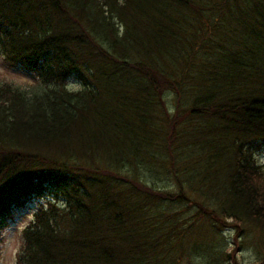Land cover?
Listing matches in <instances>:
<instances>
[{"label": "trees", "instance_id": "trees-1", "mask_svg": "<svg viewBox=\"0 0 264 264\" xmlns=\"http://www.w3.org/2000/svg\"><path fill=\"white\" fill-rule=\"evenodd\" d=\"M0 64L36 81L0 86L15 264H231L178 205L264 229V0H0Z\"/></svg>", "mask_w": 264, "mask_h": 264}, {"label": "rangeland", "instance_id": "rangeland-1", "mask_svg": "<svg viewBox=\"0 0 264 264\" xmlns=\"http://www.w3.org/2000/svg\"><path fill=\"white\" fill-rule=\"evenodd\" d=\"M36 84L34 74L29 75L22 70H10L0 64V86H2V92L4 95H8L9 88L28 90L30 86ZM79 84L75 80H71L69 88L78 89ZM5 87V88H3ZM7 88V89H6ZM4 89V90H3ZM165 105L170 108L174 107V95L170 92L163 97ZM259 165L264 167V153L259 152L257 155ZM165 182V181H163ZM187 205H178L173 208L175 212L180 213L185 211L180 219H187L186 224H191L189 228L190 239L197 243L209 244L212 247L210 250H217L218 245L222 246L224 252L233 254V262L231 264H259L258 257L264 252V229L260 226H250L239 231L235 226L223 227L219 225L220 229H217L213 222L204 220H197L194 218V212L192 208L188 209ZM169 215L170 210H167ZM32 215L31 208L27 206L24 209H19L14 214L13 220L9 223V226L2 232L0 241V264H15L17 256L20 254L23 246L21 238V229L24 228L30 220ZM228 221V222H227ZM228 224L230 220H227ZM229 225V224H228ZM226 228V229H225ZM216 247V248H215ZM202 250L199 253L191 254L192 260L190 264H197L200 262L197 256L202 254ZM234 251V253H233ZM187 255H185L186 257ZM182 261V260H181ZM180 263H188V260ZM231 260L225 259V264H229ZM188 263V264H189ZM199 264V263H198Z\"/></svg>", "mask_w": 264, "mask_h": 264}]
</instances>
